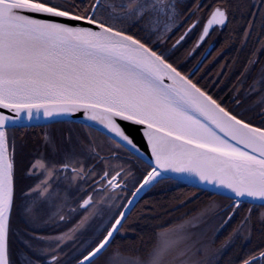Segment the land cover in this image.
I'll list each match as a JSON object with an SVG mask.
<instances>
[{"label":"snow or ice","instance_id":"snow-or-ice-1","mask_svg":"<svg viewBox=\"0 0 264 264\" xmlns=\"http://www.w3.org/2000/svg\"><path fill=\"white\" fill-rule=\"evenodd\" d=\"M204 8L209 18L197 48L210 29L223 28L237 13L246 25L245 39L257 29L264 34V0H192L190 5L180 0H0V264H97L109 249L103 264H219L223 248L237 239L251 243L257 228L261 244L228 264H264V124H253L221 103L194 79L195 71L182 68L162 47L187 14L192 23L172 49L180 45ZM258 83H264V72ZM256 90V85L250 89ZM259 102L264 104V96ZM77 114L80 119L73 120ZM41 120L88 131L84 138L69 135L59 144L43 135L47 155L24 169L40 180L20 190L33 227L21 237L14 261L15 133ZM92 131L111 141L110 155L101 154ZM121 152L128 160L119 162ZM132 161L143 165L142 176L135 175ZM61 179L83 193L76 207H68L72 214L82 211L67 231H57L67 219L65 205L42 219L33 197L38 193L39 200H49L53 183ZM165 180L186 181L229 203L206 204L187 223L159 230L143 249L117 244L133 200ZM129 182L133 199L125 203L120 197L127 195ZM105 208L107 219L77 246L78 234ZM241 212L239 225L215 249L203 226L216 216L227 224Z\"/></svg>","mask_w":264,"mask_h":264},{"label":"trees","instance_id":"trees-1","mask_svg":"<svg viewBox=\"0 0 264 264\" xmlns=\"http://www.w3.org/2000/svg\"><path fill=\"white\" fill-rule=\"evenodd\" d=\"M191 3L192 0H186L182 4L190 5ZM201 3H211V0H201ZM253 11H256V9H253ZM199 15L203 17L204 20L202 22L204 23L209 17V9L204 8L199 12ZM181 20L182 25L172 33V38H169L171 41L164 48L167 51L171 50L172 45L183 35L192 22V20L187 19V14ZM245 28L244 20L237 13L234 19L221 31L215 50L195 73L194 77V79L205 85L210 93L229 109L230 107L235 108L238 88L241 79L246 74V69L249 68V61L255 60L258 57L264 44V34H260L258 29L254 30L245 39L243 36ZM197 34L196 30L186 41L181 42L170 53L171 58L178 61L180 66L189 72H193L202 59L200 58L202 52H198L193 58L188 59L191 51L195 48L198 39ZM212 39L214 38H210V40ZM258 41L260 42L258 43ZM251 122L261 125L264 124V119H262V116H259L253 118ZM26 131L17 130L15 133V156L18 174L24 170V155L27 148L29 149L31 145H36L37 141H39V136L34 135L36 133H26ZM31 131L34 132V130ZM160 186L157 185L155 190L144 196L138 204L129 217L125 229L117 236V244L123 245L126 248L143 249L153 242L156 235L154 233L155 229L161 230L164 227H173L179 224L182 219L199 213L212 198H218L215 196H211L210 198V194H201L194 189L180 185H176V188L170 191L157 189ZM218 199L225 200L222 198ZM244 214V212H241L233 218V221L225 229L220 239L230 236L233 229L239 225ZM258 232L259 229H255L251 243L243 244L240 241V243H236L230 250V255L234 256L235 254L236 256L240 253L244 256V253L249 248L254 245H260L261 240L257 235ZM111 250L113 249H109V252ZM243 256H239L236 261ZM12 259L14 261L18 260L13 256Z\"/></svg>","mask_w":264,"mask_h":264},{"label":"rangeland","instance_id":"rangeland-1","mask_svg":"<svg viewBox=\"0 0 264 264\" xmlns=\"http://www.w3.org/2000/svg\"><path fill=\"white\" fill-rule=\"evenodd\" d=\"M186 0H180L181 3H184ZM198 18H199V22H202L204 19L203 17H201L199 15V13L197 14ZM202 18V19H201ZM193 19H197V17H194ZM192 23V22H191ZM182 25V20L181 18L177 20L176 22V27H174L173 31L171 33L168 34V40L167 42L162 45L163 49L166 47L167 44H169V42L171 40H169V38L171 37L172 33ZM202 26L203 24H201L200 27V31L197 32H201L202 30ZM216 35L215 33L210 37V38H214L212 40H210L208 42V46L213 43V44H217V42H219V37H220V33L221 30H216ZM198 37L200 35V33L197 34ZM172 38V37H171ZM170 38V39H171ZM165 51H167L166 49H164ZM174 49L171 48V52ZM198 51L197 49H194L193 51H191V54L189 55V60L191 58H193L195 56V54H197ZM257 61V63L250 64L249 68H247L248 70L246 71V74L244 75V77L241 79L240 85H239V90L237 93V99L235 101V108L230 107L231 110H233L234 112H236L238 115H243L245 117V119L248 120H252L253 118H257L259 116H263L264 115V104H261L260 101V97L264 96V83H258L261 79V74L262 72H264V44L259 52L258 57H256L255 59ZM253 85H256V91H250V89H252ZM237 100L239 101V103H237ZM258 125V124H257ZM67 126L69 125H59V126H53L50 128H47L45 130H43V134L42 132L39 131V129H35L34 132L30 130H27L26 133H36L34 135L39 136L38 139L39 141H37L36 145H31L29 147V164L32 163L33 161H31L32 159L34 160L35 158L40 157L41 155H47L48 153V149L45 147L44 145V141L43 143L41 142V136L44 135L45 133H47L49 135V137L54 140L56 143H62L63 140L71 135L73 137V139L75 140L77 137H81L82 133H84V131L79 128V127H71V128H67ZM77 126V125H75ZM95 140V144L98 148V150L101 152L102 155H110L111 152L113 151L111 149V147L108 145V143L106 141L100 140L99 138H94ZM29 146V145H28ZM28 152V148L26 150L25 153ZM26 158V156L24 155V159ZM34 177V176H32ZM39 176H36V178H38ZM39 179L34 180L32 183V186L36 185L37 183H39ZM161 185L159 188L157 189H164V190H172L174 188H176V185L172 184V183H163V184H159ZM138 186V185H137ZM129 188L134 191V185L133 183H131V187L129 186ZM52 189H53V193L52 196L49 200H39L38 197H36V199L38 200V208L36 209V215L41 217L42 219H45L47 217L48 214V208L45 207L46 203L47 205H49V209L50 208H54L55 212L59 211V205L64 204L65 206L63 207V211L67 216V219L65 222H61L58 226V230L60 231H67L69 228H71L79 219V213L81 212V210L78 209V212L76 214H72L68 212V207H76L77 206V201L79 200V198L82 195V192L77 191L76 188L73 187H69L68 184L61 179L58 182H54L52 185ZM127 195L125 196H121L120 197V201H123L126 203L127 200H129V198L131 197V192L129 190L126 191ZM200 193V192H199ZM36 194V196H38V193H34ZM33 194V195H34ZM65 198H66V204H65ZM118 201V202H120ZM211 202H216L219 205H226L229 203V201L226 200H221L218 198H212L210 200L209 203ZM208 203V204H209ZM22 208V207H20ZM119 210H123L122 208L120 209H113L111 211H119ZM202 211V210H201ZM200 211V212H201ZM24 211L22 210L21 214ZM199 212V213H200ZM42 213V214H41ZM110 213V210L105 208L104 212H103V216H98L96 217L93 221H91L90 225L88 226V228L81 234H78L77 236V246H80L81 244L85 243L86 241L90 240L93 236V233L96 231V228L101 224L102 220H106L108 215ZM199 213L197 214H193L190 217L184 218L182 219V221L177 224L174 225L178 226L180 224H185L187 223V221L193 219L194 217H196ZM54 214V213H53ZM25 218V217H24ZM233 221V220H232ZM231 223V221L227 224H223L221 225V219L220 217L216 216V217H212L208 220L207 225L203 226V230L206 232L207 238L210 241H214V245L213 247L215 249H220L222 245L225 244V241L228 240L229 236H225L223 239H220L221 236L223 235L225 229L228 227V225ZM22 225L21 229L19 227H14V235L15 238L17 240V248L15 250V258L19 259L18 253L21 249V244H22V240L21 237L26 236L28 233V230L31 229L33 226L28 222V220H25L20 223ZM24 224L29 228L28 230H23V226ZM172 227V226H170ZM155 229V228H154ZM46 231L51 230L50 228L44 229ZM57 230V231H58ZM155 234L159 231V230H154ZM152 233V232H151ZM243 243L241 240L237 239L235 240L234 243L229 244L227 247L223 248L222 250V255L220 257V261L219 264H228V262L231 261H236L239 256H243L240 253L237 254L235 256L230 255V250L232 249V247L238 243V242ZM239 242V243H240ZM245 244V243H243ZM113 250H111L110 252L106 253L104 257H102L99 261H97V264H103L105 258L109 255V253H111Z\"/></svg>","mask_w":264,"mask_h":264},{"label":"flooded vegetation","instance_id":"flooded-vegetation-1","mask_svg":"<svg viewBox=\"0 0 264 264\" xmlns=\"http://www.w3.org/2000/svg\"><path fill=\"white\" fill-rule=\"evenodd\" d=\"M200 23H202V22H199L198 24H197V27L196 28H194L193 30H192V32L194 31H200V30H198L199 29V27L201 26V24ZM193 32V33H194ZM198 33H200V35H201V33H202V31L201 32H198ZM191 35V34H190ZM189 35V36H190ZM199 35V36H200ZM189 36L185 39V41L189 38ZM198 40H199V37H198V39H197V41H196V44H197V42H198ZM213 47V49H212V51L210 52V54H209V56L213 53V51L215 50V47H216V44H213V43H211L209 46H208V40L207 41H205L202 45H200V47H196V45H195V48L194 49H197V51L200 53V52H202V56H200V58H204L205 57V55L210 51V49ZM193 49V50H194ZM192 50V51H193ZM191 54V53H190ZM196 55V54H195ZM208 56V57H209ZM208 57H207V59H208ZM59 125H69V126H67V128H71V127H74V128H76V127H79V126H75V124H56V125H53V126H59ZM53 126H49V127H45V128H41V129H39V131L40 132H42L43 130H45V129H47V128H50V127H53ZM80 128V127H79ZM83 131H84V133H82V136L80 137V138H84V137H86V135H87V131L88 130H86V129H83V128H81ZM42 134H43V132H42ZM50 135V134H49ZM91 136H92V138L94 139V138H99L100 140H103V141H106L107 143H108V145L111 147V149L113 150V145H112V143H111V141L107 138V137H105V136H103V135H101V134H99L98 132H96V131H92V133H91ZM43 135L41 136V142L43 143ZM30 153H29V149H28V152L27 153H25V156H26V158L24 159V169L25 168H27L28 166H29V158H28V155H29ZM126 160H128V154L127 153H124V152H121V154H120V161L119 162H123V161H126ZM31 161H33V159L31 160ZM132 164H133V168H134V171H135V175L137 176V177H140V176H142V174H143V172H144V167H143V165H140V164H137L135 161H132ZM16 177H17V200H16V204H15V206H14V209H13V213H12V220H11V232H10V248H11V250H12V253H13V257H15L14 255H15V250H16V248L18 247L17 246V240H16V238H15V235H14V227H19L20 229H21V227H22V225L20 224V223H22L23 221H24V219L25 220H27L26 218H24L25 217V213L23 212L22 214H21V212H22V208H20V207H22V200H21V197H20V190L21 189H27V188H29L30 186H32V183H34L33 181L34 180H37V179H39L40 177H38V178H36V176H34V177H28V176H26L25 175V172H24V170H23V172H21V173H17V167H16ZM21 181V182H20ZM129 186L131 187V182H129V184H128V188H127V190H129L130 192H132V190L129 188ZM126 190V191H127ZM82 195H83V193H82ZM33 197L34 198H36V197H38V196H36V194H34L33 195ZM27 204H31V201L29 200V201H27ZM46 206L45 207H47L48 208V214H47V216H44V217H49V216H53L56 212H55V209H56V207H52V208H50L49 209V205H47V203L45 204ZM60 210V209H59ZM82 211V210H81ZM54 213V214H53ZM42 214V213H41ZM47 218H45V219H47ZM23 230H28L29 228L24 224V226H23ZM58 230V229H57ZM49 232L51 231V230H48ZM58 231H60V230H58Z\"/></svg>","mask_w":264,"mask_h":264},{"label":"water","instance_id":"water-1","mask_svg":"<svg viewBox=\"0 0 264 264\" xmlns=\"http://www.w3.org/2000/svg\"><path fill=\"white\" fill-rule=\"evenodd\" d=\"M226 26H227V25H226ZM224 27H225V26H224ZM216 28H219V27L214 26L212 29H210L209 35H210V34L213 32V30H215ZM191 32H192V31H191ZM191 32H189L188 35H189ZM188 35H187V36H188ZM187 36H186V37H187ZM186 37H185V38H186ZM208 37H209V36H208ZM208 37L205 38L204 42L206 41V39H207ZM204 42H203V43H204ZM203 43H201L200 45H202ZM212 49H213V47H212V48L210 49V51L205 55V57L203 58V60L199 63V65L197 66V68L194 70L195 73L197 72V69L199 70L200 67L203 65V63L205 62V60H206L207 57L209 56L210 52L212 51ZM80 116H81V114H77V116L73 117L72 119H73V120H78V119H80ZM55 124H63V122H58V123H51V124H49L48 122H45V121H43V120H41V121H39V122L34 121L33 124H32L31 126L27 127L26 129H27V130H30V129H36V128H44V127L52 126V125H55ZM20 130H25V129H24V128H21ZM105 136H106V135H105ZM137 136H138V138H139V134H137ZM148 156H150V154H146V158H148ZM172 182H174V181H172ZM175 183H178V184L183 185V186H185V187H188V188H190V189H194V190H196V189L194 188L193 185H191L190 183H188V182H186V181H177V182H175ZM149 189H150V188H145V189H143V190L137 195V197L133 200V204H132V205L129 207V209H128L127 220L129 219V217L131 216V214L133 213V211L135 210V208L137 207V205L139 204V202L141 201V199L143 198V196L149 191ZM199 192H200V193H208V194H210V192H205V191H199ZM217 197H219V196H217ZM131 199H133V197H132Z\"/></svg>","mask_w":264,"mask_h":264}]
</instances>
